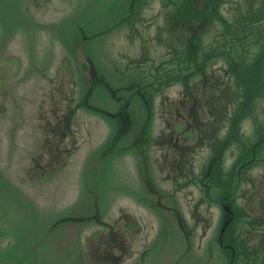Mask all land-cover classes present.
I'll return each instance as SVG.
<instances>
[{
	"label": "rangeland",
	"instance_id": "rangeland-1",
	"mask_svg": "<svg viewBox=\"0 0 264 264\" xmlns=\"http://www.w3.org/2000/svg\"><path fill=\"white\" fill-rule=\"evenodd\" d=\"M0 67V264H264V0H0Z\"/></svg>",
	"mask_w": 264,
	"mask_h": 264
},
{
	"label": "trees",
	"instance_id": "trees-1",
	"mask_svg": "<svg viewBox=\"0 0 264 264\" xmlns=\"http://www.w3.org/2000/svg\"><path fill=\"white\" fill-rule=\"evenodd\" d=\"M68 61H64L59 68L57 73V82H64L68 75L69 70ZM8 77H14V72L11 76L7 73V70H4L0 67V91L4 90L8 85ZM221 77L219 74L211 76L208 80L203 83H196L193 87V96L194 99L200 101L203 99V96L208 95L214 91L217 84L219 83ZM62 80V81H61ZM54 85V84H53ZM59 86V85H54ZM60 88V86L58 87ZM63 88V89H62ZM63 91H65L68 86L62 87ZM190 100V99H189ZM193 102L192 100H190ZM184 102V100L182 101ZM185 110L187 106H184ZM183 107L178 108L179 110L184 109ZM183 124L181 123L176 128V131H180L182 129ZM193 140V132L192 130L186 131L184 134L179 135V144L188 143ZM171 162V158H170ZM50 174L43 176L44 179L49 178ZM261 187L258 191L253 192L249 197H251V203H248V206H258L260 203V199H254V195L258 194L260 196L264 191V183L260 182ZM255 193V194H254ZM253 209H251L252 211ZM257 215V214H256ZM139 231V225L136 221L129 219L126 224L123 223H110L105 228L101 229L92 234L89 244H88V262L89 264H109L110 259L114 258L120 250V245L124 244L126 248L130 247V244L134 238V236Z\"/></svg>",
	"mask_w": 264,
	"mask_h": 264
}]
</instances>
